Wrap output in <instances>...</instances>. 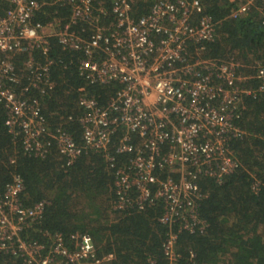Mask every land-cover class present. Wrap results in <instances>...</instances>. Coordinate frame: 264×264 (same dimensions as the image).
<instances>
[{
  "label": "built area",
  "instance_id": "2783aa9c",
  "mask_svg": "<svg viewBox=\"0 0 264 264\" xmlns=\"http://www.w3.org/2000/svg\"><path fill=\"white\" fill-rule=\"evenodd\" d=\"M230 1L236 2L231 16L237 17L257 0ZM132 2L53 0L69 8V17L43 23L34 17L45 2L0 0V10L7 4L0 16V102L6 108L5 125L34 156L44 157L54 145L70 164L84 150L102 152L114 170L117 208L144 209L161 199L160 222L179 221L183 229L203 230L195 203L205 194L197 180L203 175L219 182L237 168L229 146L230 137L239 134L233 119L244 94L264 90V62L251 66L254 75H244L232 58H204V43L214 39L216 24L205 13L202 0H154L138 17L132 15ZM257 8L264 18V4ZM51 38L61 50L81 54L79 74L88 84H119L105 106L85 87L78 88L79 141L61 124L50 128L38 97L33 96L34 91L47 93L55 86ZM18 54L24 55L21 69L14 63ZM250 79L259 80L257 89L243 84ZM72 120L71 115L65 119ZM111 146L114 154L133 153L129 162L118 164ZM23 188L21 177L14 174L0 193V253L20 256L23 264H102L87 234L74 233L66 239L43 231L44 242L22 237L44 211V201L22 205ZM175 241L170 232L162 244L171 262L178 258Z\"/></svg>",
  "mask_w": 264,
  "mask_h": 264
},
{
  "label": "trees",
  "instance_id": "16d2710c",
  "mask_svg": "<svg viewBox=\"0 0 264 264\" xmlns=\"http://www.w3.org/2000/svg\"><path fill=\"white\" fill-rule=\"evenodd\" d=\"M45 2L34 20L43 23L58 18L66 21L69 8ZM154 0H133L132 15L146 14ZM204 11L215 22L212 41L204 43L202 56L209 59H234L240 63L239 74L254 75L251 67L264 62V18L257 8L264 0L241 16L232 17L236 4L230 0H202ZM7 4H3V16ZM80 30L87 26H74ZM49 54L54 88L47 93L34 91L41 112L50 128L61 124L76 141L81 138L77 117L82 113L78 88L107 105L119 84L91 85L79 74L78 52L63 51L55 38L50 39ZM190 49L194 46L190 45ZM1 56V54H0ZM24 55L14 57L16 67H23ZM257 89L258 79L243 83ZM19 88H17V91ZM233 123L239 134L230 137L229 146L238 166L221 181L207 176L197 180L205 197L195 203V213L204 221V229H183L179 221L172 225L159 221L164 212L158 199L144 209L135 205L117 208L114 170L108 167L102 152L84 150L67 164V159L52 145L44 157L24 151L5 125L6 108L0 102V193L18 174L24 188L20 201L24 207L44 201L42 217L22 231V237L44 242L43 231L60 233L68 239L74 233L87 234L102 264H264V90L244 94ZM71 115L74 120L65 121ZM118 137L113 138L117 143ZM115 147L110 152L114 154ZM118 164H127L133 153L114 154ZM166 172H163L164 177ZM176 235L171 262L162 244L168 233ZM0 264H23L22 258L0 253Z\"/></svg>",
  "mask_w": 264,
  "mask_h": 264
}]
</instances>
